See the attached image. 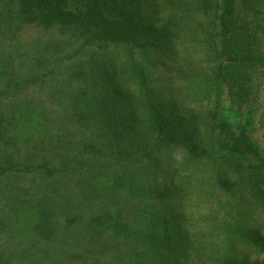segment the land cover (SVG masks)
I'll list each match as a JSON object with an SVG mask.
<instances>
[{
  "label": "trees",
  "instance_id": "1",
  "mask_svg": "<svg viewBox=\"0 0 264 264\" xmlns=\"http://www.w3.org/2000/svg\"><path fill=\"white\" fill-rule=\"evenodd\" d=\"M161 1L0 0V264H264L252 31L236 0L209 29L208 0Z\"/></svg>",
  "mask_w": 264,
  "mask_h": 264
},
{
  "label": "rangeland",
  "instance_id": "2",
  "mask_svg": "<svg viewBox=\"0 0 264 264\" xmlns=\"http://www.w3.org/2000/svg\"><path fill=\"white\" fill-rule=\"evenodd\" d=\"M149 1L152 4H155L157 0ZM184 2L189 4L193 2V0H162L160 3H164L166 10H169L170 7L174 6L181 8L184 7ZM208 2L211 7V12L204 17L207 29H209V25H211L209 22L219 20V17L222 14L221 7L223 6L220 3V0H208ZM159 7L162 9L161 6ZM235 7L238 13V18L244 20V22L247 23V28L252 31L247 34V36H250L249 41H251L249 51L247 52L244 48H240L239 52L241 53H239L237 60H245L243 73H245L246 78L244 77L243 81L245 83L246 91L242 111L246 120L244 119L243 121H249L250 123L248 136L256 148L251 155V159L254 164L258 165L264 159V0H236ZM221 31L223 32L222 28L218 27V32H215L214 36L219 45L221 44V39H223V37H229V33L227 34V32H223L224 35ZM69 35L70 34H61L58 27L51 28L29 25L20 31L19 38L25 41L37 39L44 42L50 39L56 41V39L63 37L65 40H63L64 42H62V44L66 47L67 43L65 42L67 41L66 38H69ZM247 36L245 35L244 37L246 38ZM73 44L74 46L72 47H78L80 42H74ZM60 47L62 48V46ZM89 49L90 47L88 45L81 48L83 53L84 51H89ZM228 60V54L220 55L219 62L225 63L228 62ZM232 99L233 96L226 87L221 97L222 106L237 108V105L233 104ZM233 117L236 118V116Z\"/></svg>",
  "mask_w": 264,
  "mask_h": 264
}]
</instances>
